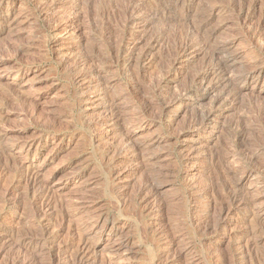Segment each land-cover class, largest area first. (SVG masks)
Returning a JSON list of instances; mask_svg holds the SVG:
<instances>
[{
    "label": "rangeland",
    "instance_id": "rangeland-1",
    "mask_svg": "<svg viewBox=\"0 0 264 264\" xmlns=\"http://www.w3.org/2000/svg\"><path fill=\"white\" fill-rule=\"evenodd\" d=\"M13 262L264 264V0H0Z\"/></svg>",
    "mask_w": 264,
    "mask_h": 264
},
{
    "label": "bare ground",
    "instance_id": "bare-ground-1",
    "mask_svg": "<svg viewBox=\"0 0 264 264\" xmlns=\"http://www.w3.org/2000/svg\"><path fill=\"white\" fill-rule=\"evenodd\" d=\"M204 27V26H203ZM189 45V44H188ZM224 45V44H223ZM227 45V44H226ZM221 46V45H220ZM187 47V46H186ZM185 47V48H186ZM195 46L193 45V48H194ZM201 47V46H200ZM223 47V46H222ZM226 47H228V46H226ZM188 48H190V47H188ZM192 48V49H193ZM220 49H222V48H220ZM219 49V50H220ZM223 49H224V47H223ZM227 49V48H226ZM189 51V50H188ZM221 51V50H220ZM224 51V50H223ZM221 53V52H220ZM224 53V52H223ZM215 54V53H214ZM226 54V53H225ZM217 55V54H216ZM220 55V54H219ZM218 57V56H217ZM217 57H216V59H217ZM219 59L221 60V58H220V56H219ZM224 60V63H222V65L221 66H223V64H224V66H225V70L227 71V69H229V67H230V65H229V61L228 60H225V58L223 59ZM221 63H219V65H220ZM249 65H251V64H249ZM254 65V64H253ZM260 65V64H259ZM248 66V65H247ZM256 67H259V66H257V65H255ZM246 67V66H245ZM247 68H249V67H247ZM251 68V67H250ZM222 69V68H221ZM220 69V70H221ZM253 69H254V67H253ZM250 70H252V68L250 69ZM222 71V70H221ZM223 71H224V69H223ZM225 71V72H226ZM246 71H249V69L247 70L246 69ZM254 71H256V70H253L250 74H249V76H255L256 74L255 73H257V72H254ZM224 72V73H225ZM220 73H222V72H220ZM249 73V72H248ZM257 77H258V75H257ZM255 78V77H254ZM220 80V79H219ZM223 81V80H222ZM224 82V81H223ZM222 83V82H221ZM215 87H216V85H215ZM211 90H212V88H211ZM211 91L209 90V93H210ZM212 92H213V90H212ZM208 93V94H209ZM212 94V93H211ZM221 97V96H220ZM218 100V99H217ZM214 101V100H213ZM215 102V101H214ZM216 103H217V101H216ZM220 103V102H219ZM176 104H178V103H176ZM175 107H173L174 109H176V111H179V108L175 105V104H173ZM179 105V104H178ZM218 106V105H217ZM172 107V106H171ZM173 108H171V109H173ZM209 118H210V116H209ZM208 118V119H209ZM209 121H211L210 119H209ZM25 243H24V241H18V244H16V247H17V249H18V251L19 250H21L23 247H25ZM25 249V248H24ZM19 253V252H18ZM21 253V252H20ZM20 256V255H19ZM16 261H18V260H16ZM13 264H14V262H13Z\"/></svg>",
    "mask_w": 264,
    "mask_h": 264
}]
</instances>
